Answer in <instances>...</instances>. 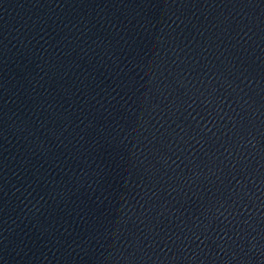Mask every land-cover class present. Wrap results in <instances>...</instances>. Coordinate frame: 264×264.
Segmentation results:
<instances>
[{
	"label": "water",
	"instance_id": "1",
	"mask_svg": "<svg viewBox=\"0 0 264 264\" xmlns=\"http://www.w3.org/2000/svg\"><path fill=\"white\" fill-rule=\"evenodd\" d=\"M0 264H264V0H0Z\"/></svg>",
	"mask_w": 264,
	"mask_h": 264
}]
</instances>
